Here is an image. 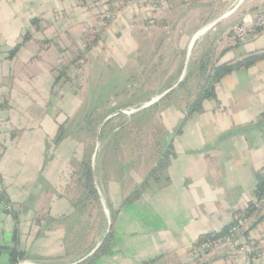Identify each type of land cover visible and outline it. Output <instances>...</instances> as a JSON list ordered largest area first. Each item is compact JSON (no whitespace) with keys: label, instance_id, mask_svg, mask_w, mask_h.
Listing matches in <instances>:
<instances>
[{"label":"crops","instance_id":"0c3cea01","mask_svg":"<svg viewBox=\"0 0 264 264\" xmlns=\"http://www.w3.org/2000/svg\"><path fill=\"white\" fill-rule=\"evenodd\" d=\"M126 1L0 0V264H10L15 225L26 259L73 264L109 219V250L95 264H264V198L253 194L264 166V58L223 76L187 117L214 65L264 51V29L247 45L230 35L264 0H165L169 10L154 16ZM92 29L101 36L86 49ZM151 109L157 128L117 133ZM251 201L237 245L193 259L195 242ZM251 243L253 253L238 250Z\"/></svg>","mask_w":264,"mask_h":264},{"label":"trees","instance_id":"16d2710c","mask_svg":"<svg viewBox=\"0 0 264 264\" xmlns=\"http://www.w3.org/2000/svg\"><path fill=\"white\" fill-rule=\"evenodd\" d=\"M109 1V0H108ZM101 33L97 32L95 29H92L91 32H87L85 34L86 38V49H91L93 45H95L98 40L100 39ZM264 58V51L262 52H250L246 57H244L241 60L235 61V62H222L219 64H216L212 67V69L208 72L207 76L204 78L202 83L200 84L199 87V92L197 94V97L195 101L191 104L189 107V111L187 113V117L191 116L197 109H200L202 100L204 98H210V97H215V87L216 83L225 76L226 74L232 72L234 69H237L242 66H250L253 65L257 60L263 59ZM65 71L62 70V73ZM89 121V119H87ZM91 121V120H90ZM93 122L95 120H92ZM91 121V122H92ZM62 137V134H59L56 138L60 139ZM168 154V153H167ZM164 160L160 162V164L151 171L150 175L146 178V180L138 187L136 188L133 192H131L128 197L126 198L127 201H132L140 197L142 194V191L145 189V187L148 185V181L150 178H152L156 173L165 166ZM86 186L91 189L93 193H95V188H94V183H93V175H92V170L90 165H86ZM254 197L256 200H262L264 198V166L257 173V181L256 185L253 191ZM253 207L254 204L253 202H249L248 207L241 212V214H245L248 216H251L253 214ZM11 212L14 213V216L17 217V214L11 210ZM18 223V222H16ZM227 228L223 229L220 233L213 235V236H219L225 231ZM17 225H15V231H14V243L15 245L11 249V256H10V264H18L21 260L26 259L24 252L19 250L18 248V237L17 234ZM211 234H207L205 236H202L203 238H209L211 237ZM111 233L107 237V239L103 242V244L100 246V248L94 253L93 256H91L87 260V264H95V260L103 253L108 252L109 250V241H110ZM201 238V239H203ZM6 248V247H4ZM2 249V248H0Z\"/></svg>","mask_w":264,"mask_h":264},{"label":"built area","instance_id":"2783aa9c","mask_svg":"<svg viewBox=\"0 0 264 264\" xmlns=\"http://www.w3.org/2000/svg\"><path fill=\"white\" fill-rule=\"evenodd\" d=\"M108 0H98L100 3H104ZM140 3V8L144 12H147L148 16H154L157 11H168L169 4L165 0H127L128 6H136ZM106 17L114 20L115 15L108 11L105 12ZM264 29V12L257 13L253 18H247L242 21L236 22L231 28V37L237 43L249 44L252 43L259 32ZM114 101V100H113ZM115 102L112 105L115 106ZM151 104V102H144L139 107H122L118 108L121 114L131 116L138 108H143ZM251 221V216L241 214L236 216L235 221L227 228L225 233L219 236H211L209 238H203L195 242L191 247V255L197 262L203 260V258L211 251L223 248H233L237 245L235 236L243 229H246ZM256 249L255 244H240L238 250L240 252L253 253ZM33 260L24 259L18 264H29Z\"/></svg>","mask_w":264,"mask_h":264},{"label":"rangeland","instance_id":"374dc122","mask_svg":"<svg viewBox=\"0 0 264 264\" xmlns=\"http://www.w3.org/2000/svg\"><path fill=\"white\" fill-rule=\"evenodd\" d=\"M97 3H99L98 2V0H97ZM107 10H104V9H102L101 10V13L103 14V15H106L105 14V12H106ZM232 28V27H231ZM231 28H230V35H231ZM240 46V45H239ZM139 80V79H138ZM184 84V83H183ZM182 86V85H181ZM186 88V87H185ZM185 88H184V86L183 87H181V91H183V90H185ZM180 91V92H181ZM184 92V91H183ZM158 103V102H157ZM156 103V104H157ZM137 117H135V119L134 120H132V119H130V120H128V122L127 123H125V124H123V125H120L119 127L120 128H118L117 129V133L118 132H123V131H125V130H129V128H131L132 127V125H134V129H137L140 125H141V123H143V122H145V124H147V123H150V127L152 128H157L159 125H160V123H159V121H157V115H156V111L154 110V109H151V110H147V111H145V113H141V114H138V115H136ZM133 122V123H132ZM119 145V144H118ZM124 148V145L123 146H121V145H119V148H118V150L120 151V150H122Z\"/></svg>","mask_w":264,"mask_h":264},{"label":"water","instance_id":"95a60500","mask_svg":"<svg viewBox=\"0 0 264 264\" xmlns=\"http://www.w3.org/2000/svg\"><path fill=\"white\" fill-rule=\"evenodd\" d=\"M180 82H181V81H180ZM180 82H179L177 85H179ZM138 109H140V108H138ZM118 114H121V111H120V110L116 111L114 114H112L111 116L107 117V118L103 121L102 125H103L108 119H110V118H112L113 116L118 115ZM173 137H174L173 135L170 137L169 144L172 142ZM99 142H100V135L98 136V146H99ZM98 146H97V147H98ZM102 199H103V198H102ZM111 227H112V220L109 219L108 230H107L106 234L104 235V237L102 238V240H101L100 242H98V244L93 248V250H92L89 254H87L85 257H83L82 259H80L79 261H77V262H75V263H73V264L80 263V262H82V261H84V260H87V259H88L89 257H91L92 255H94V253L100 248V246L103 244V242H104V241L107 239V237L109 236L110 231H111ZM29 264H44V263L37 262V261H31V262H29Z\"/></svg>","mask_w":264,"mask_h":264}]
</instances>
